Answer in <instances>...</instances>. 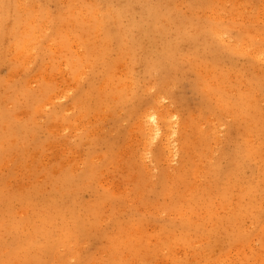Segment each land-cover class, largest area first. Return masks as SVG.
I'll list each match as a JSON object with an SVG mask.
<instances>
[{"label": "rangeland", "instance_id": "374dc122", "mask_svg": "<svg viewBox=\"0 0 264 264\" xmlns=\"http://www.w3.org/2000/svg\"><path fill=\"white\" fill-rule=\"evenodd\" d=\"M0 264H264V0H0Z\"/></svg>", "mask_w": 264, "mask_h": 264}]
</instances>
